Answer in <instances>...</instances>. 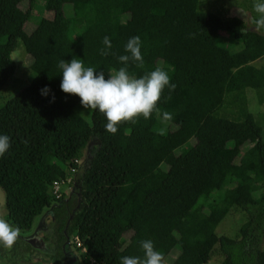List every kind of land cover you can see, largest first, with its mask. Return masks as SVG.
<instances>
[{
  "label": "trees",
  "instance_id": "1",
  "mask_svg": "<svg viewBox=\"0 0 264 264\" xmlns=\"http://www.w3.org/2000/svg\"><path fill=\"white\" fill-rule=\"evenodd\" d=\"M25 1L32 6L36 0H0V92L16 70L11 54L24 25L16 10ZM200 1L74 0L73 16L40 24L27 38L31 79L0 105V135L11 143L0 157L7 221L29 229L55 199L53 180L94 141L85 165L76 164L81 172L74 190L51 207L45 223L44 239L59 255L65 236L76 234L86 247L79 264H87L88 256L107 264L143 258V240H152L164 257L180 243L170 264H205L215 246L223 255L219 264H264L263 127L246 99L247 88L264 99V65L252 64L264 55V32L255 30L254 8L248 27L241 17L201 8ZM105 36L112 45L107 56L100 51ZM134 36L141 38L144 64L130 61L129 74L139 78L159 67L176 88L164 90L159 114L123 122L111 134L99 110L89 121L74 110L80 98L61 90L58 65L81 59L107 78L111 68L125 67L118 57L130 55L125 46ZM235 40L242 47L231 52ZM46 86L47 96L41 92ZM165 111L173 115L165 122L185 116L188 126L161 134ZM229 179L233 185L224 188ZM233 207L247 216L239 236L218 235L217 225ZM23 244L31 247L18 238L11 249L0 246V253Z\"/></svg>",
  "mask_w": 264,
  "mask_h": 264
},
{
  "label": "clouds",
  "instance_id": "2",
  "mask_svg": "<svg viewBox=\"0 0 264 264\" xmlns=\"http://www.w3.org/2000/svg\"><path fill=\"white\" fill-rule=\"evenodd\" d=\"M258 18L254 25L257 32H264V0H256L253 5ZM101 55L107 56L112 45L109 37L105 36ZM125 51L130 55L119 56L118 59L125 67L118 71L109 72L106 78L104 71H97L92 67H85L81 59L73 58L70 62L61 60L59 68L62 69L63 79L60 88L64 93L78 96L83 108L99 110L107 118L105 129L111 134H116L118 126L123 122L136 123L140 117L149 119L154 112L160 113L158 102L167 88L174 91L176 85L171 83L167 71L157 67L154 71L136 78L128 72V63L135 62L138 67H143L144 60L141 53V38H130L125 46ZM47 96L50 89L47 86L41 90ZM55 97L53 96V101ZM173 115L163 112V120L171 121ZM164 129H161L163 134ZM11 147L10 137L0 135V157L4 156ZM20 236V229L0 218V246L11 249ZM144 257L123 256L121 264H163V254L156 250L152 240L140 242Z\"/></svg>",
  "mask_w": 264,
  "mask_h": 264
},
{
  "label": "rangeland",
  "instance_id": "3",
  "mask_svg": "<svg viewBox=\"0 0 264 264\" xmlns=\"http://www.w3.org/2000/svg\"><path fill=\"white\" fill-rule=\"evenodd\" d=\"M74 0H57V1H50V0H36L34 5L30 6L27 1L22 2L19 4L16 14L24 18V25L22 29L23 36L20 38L16 49L12 52L11 56L16 63V70L14 75L9 79L7 84L3 87L0 92V105H2L6 100L11 98L13 95L18 93L22 88H24L31 79V69L30 64L32 62V53L27 48L28 44V37L32 35L38 28L40 24L46 22H62L65 19L73 16V7L72 2ZM256 0H201L200 7L209 10L212 12H218L223 17H231V16H238L241 17L248 27H252L251 17L253 13V5ZM222 46L228 45V37L226 35L221 36ZM242 47V43L240 40H235L230 47L231 52H236L240 50ZM253 65L259 67L264 65V55L261 56L259 59L252 62ZM117 71L115 68H111L109 72ZM246 99H247V107L248 110L253 113L256 120H258L262 124V135L264 140V99L259 101V98L256 92L251 89H246ZM159 103V102H158ZM74 110L78 112L81 116L84 117L87 121L90 120V114L92 110H87L83 108L80 103V100L74 105ZM222 113V111H221ZM225 113V111H223ZM227 113V112H226ZM164 123V132L168 129H173L177 126H188V120L185 116H180L177 122L175 123ZM252 148L254 147V142L248 141ZM95 142L93 141L89 144L82 152L80 157L81 168L85 165L86 160L90 157L89 150L91 149L92 145ZM189 143V142H188ZM241 148L245 149V146H241ZM172 155V149L164 150V161L161 167L165 168L166 163L170 161V157ZM55 160V159H54ZM53 161V159H52ZM238 159L235 160L236 163ZM68 166L65 165L64 169L67 170ZM81 168L74 174V181L78 180L79 174L81 172ZM233 185L232 180H228L224 185V188L230 187ZM73 185H69V187H64V194L62 197L66 198L68 195L74 190ZM223 188V189H224ZM222 190L216 191L212 193L211 199L218 198V196L222 193ZM55 198L51 205L45 207L42 212L36 216L33 221V225L23 231L20 229V236H27L30 237L31 241L34 243V255L38 257H42V252L39 253V249H44L42 246V241L40 239V232L41 229L45 227V223L51 218L52 210L51 207L58 203V201L62 198ZM208 210V209H206ZM6 214V207H5V192L3 188L0 186V218H5ZM247 216L246 213L241 210L239 207H233L229 213L220 221V223L216 227V233L218 235H227L230 237H238L239 236V227L241 224L246 220ZM7 221V220H6ZM9 224L14 226L11 222L7 221ZM16 227V226H14ZM75 234H71L70 237V244L68 245L67 252L69 255L70 260L63 264H79L80 261V254L81 251L79 248L75 247L73 244ZM181 244H176L173 249L165 255L163 264H170L176 255L180 251ZM264 248V242H263ZM41 251V250H40ZM223 259V255L220 252L218 246H215L213 253L209 259V261L205 264H219ZM38 262V261H37ZM30 264V263H25ZM34 264H51L48 259L42 260V262L34 263Z\"/></svg>",
  "mask_w": 264,
  "mask_h": 264
},
{
  "label": "flooded vegetation",
  "instance_id": "4",
  "mask_svg": "<svg viewBox=\"0 0 264 264\" xmlns=\"http://www.w3.org/2000/svg\"><path fill=\"white\" fill-rule=\"evenodd\" d=\"M46 228L45 227L41 229L40 232V239L42 241V246L44 249H39V253L42 252L43 254V259L42 257H38L34 255V252L36 251L34 249V243L31 241L30 237H27L25 235L19 236V238L25 243L27 246L31 248H26L25 245L21 248L18 249L17 252L14 250H11L8 254L0 253V264H25V263H38L39 261L42 262V260L48 259L51 264H63L66 263L70 260L67 248L68 245L70 244V237L68 235L65 236L64 243L62 245V254L59 255L58 251H56L54 246H49L48 242L44 239L43 231ZM27 230V229H25ZM23 230V231H25ZM41 250V251H40ZM19 253H21V256H17ZM38 261V262H37Z\"/></svg>",
  "mask_w": 264,
  "mask_h": 264
},
{
  "label": "built area",
  "instance_id": "5",
  "mask_svg": "<svg viewBox=\"0 0 264 264\" xmlns=\"http://www.w3.org/2000/svg\"><path fill=\"white\" fill-rule=\"evenodd\" d=\"M79 162L80 159L78 158L73 159V163L67 165L68 168L67 170H65L64 175L58 179L53 180L50 187V191L55 198H60L63 196L64 187H69V185L74 184L75 181L73 176L77 171L76 164H78ZM73 244L75 245V247L80 249L81 253L86 251V247L82 244V242L80 241V239L76 234L74 235ZM87 264H107V263L105 261V258H96L93 256H88Z\"/></svg>",
  "mask_w": 264,
  "mask_h": 264
},
{
  "label": "crops",
  "instance_id": "6",
  "mask_svg": "<svg viewBox=\"0 0 264 264\" xmlns=\"http://www.w3.org/2000/svg\"><path fill=\"white\" fill-rule=\"evenodd\" d=\"M36 218V217H35ZM33 225V224H32Z\"/></svg>",
  "mask_w": 264,
  "mask_h": 264
}]
</instances>
